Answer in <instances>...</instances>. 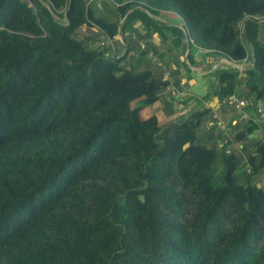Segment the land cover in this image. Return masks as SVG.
<instances>
[{
  "label": "trees",
  "instance_id": "trees-1",
  "mask_svg": "<svg viewBox=\"0 0 264 264\" xmlns=\"http://www.w3.org/2000/svg\"><path fill=\"white\" fill-rule=\"evenodd\" d=\"M29 1L0 0V264H264V110L230 130L216 116L238 117L233 95L264 100V0H102L118 20L100 0ZM161 11L183 18L190 48L250 63L243 78L213 71L216 111L144 116L169 82L122 63L133 22L151 36ZM84 25L122 34L127 54L77 39ZM224 132L255 151L226 153Z\"/></svg>",
  "mask_w": 264,
  "mask_h": 264
},
{
  "label": "crops",
  "instance_id": "crops-1",
  "mask_svg": "<svg viewBox=\"0 0 264 264\" xmlns=\"http://www.w3.org/2000/svg\"><path fill=\"white\" fill-rule=\"evenodd\" d=\"M101 3H102L101 12L106 11L110 7V5L107 4L106 2H101ZM114 20H118V18ZM161 21L164 22V19ZM140 23L141 22L139 20L134 21L132 26L134 28L141 29L142 23L141 25ZM82 27L80 29H82ZM93 28L96 29L95 27ZM138 31H143V30H137V32ZM135 36L134 34H132V38L134 40L136 38ZM142 36H143L142 39H144L143 40L144 43L140 41L138 45L142 46L141 48L144 50L151 48L156 52H158L159 58L156 61L159 60V66H160V71L157 70L156 65H154L155 67L153 69H144L142 71H150L153 74H158V73L163 74V78L169 82V86L162 93L161 99L143 110L144 116L156 115L158 117L159 124L164 125L171 121H177L181 117L187 116L189 113H191L196 109L211 108L216 111L219 99L213 95L212 80L214 76L212 78V76L209 75L210 74L213 75V71L216 70L217 68H226V63L228 61L225 58H218L211 56L209 55V51L198 47L193 48L194 56H193V60H190L189 53L191 54L190 52L191 49L189 46L188 50H186L185 45L181 51L183 55L180 56V59L174 61L172 58H169L166 51L161 50L162 45L165 44V39H166L165 37L160 35L158 32H154L151 36H148L146 34H143ZM101 39H103L102 42L98 43L97 46L104 45L103 42H105V44L107 43L109 46L111 45L112 48L110 52L112 56H116L118 57V59H120L125 53L127 54L126 51L129 49V47L123 41L122 34L116 36L113 40L106 39L105 36L101 34ZM185 43H189L187 39ZM130 54L131 51L128 53V56ZM184 57L188 69L180 68L178 66L179 62L182 63ZM128 61L130 62L131 59H129ZM128 61L126 59L125 61H123L122 64L130 67ZM244 63H247V61H244ZM155 71H157V73H154ZM191 72L195 75L200 76L201 78H199L198 76H193ZM197 79L206 82L209 81V84L207 83L206 86L204 87V91L202 88V93L201 95L198 96L194 93L193 90L196 86H198ZM247 103L248 102L246 101V104ZM259 105H261V103H259ZM261 110H264V107H261ZM231 111L232 110L225 108L224 110L217 113L216 116L220 119L218 124H222L220 126V129L223 130L224 127H226V124H228L233 118ZM242 113H245L246 116L248 114L243 111ZM255 113H256V108L253 113H250L252 116L251 119L256 122V118L253 116ZM237 120L239 119L236 120L234 119V121H232L231 124L232 125L238 124L239 126V124L241 123L237 122ZM210 124H212V122ZM209 130H210L209 127L205 125L203 129L204 133H208ZM228 130H230V128H228ZM255 133H257V131H255ZM220 145L223 144H221L220 142ZM240 145L242 147V144Z\"/></svg>",
  "mask_w": 264,
  "mask_h": 264
},
{
  "label": "rangeland",
  "instance_id": "rangeland-1",
  "mask_svg": "<svg viewBox=\"0 0 264 264\" xmlns=\"http://www.w3.org/2000/svg\"><path fill=\"white\" fill-rule=\"evenodd\" d=\"M25 1H28L29 4L34 7V4L31 1H29V0H25ZM101 2H102V0L98 1V4L96 6L97 11L99 10L98 11L99 15L107 16V18L112 19V20L117 19V18L120 19V17L117 15L116 6L112 2H108L107 4H109L110 7L106 11L101 12V8H102ZM157 16H158V18H157ZM157 16L153 17L150 15V17L153 19V21L160 26V31L158 33L160 35H164L166 37L165 44L162 45L161 50L166 51L169 58H172L174 61H176V60L180 59L181 55H183L181 51L184 48V45H185L186 50H188V48H189V43H185L186 39L188 40V38L186 37V34H185V32H187V28L185 27V22L179 14L178 15L172 14V12L166 13V12L161 11ZM55 18L57 20H59L61 23L66 22L65 18H62V19L57 18V17H55ZM163 19H164V22L161 21ZM140 25H141V23H140ZM92 26L93 25H84L82 27V29H80V31L79 30L77 31L75 37L81 41L83 40V38H85V39L91 38L95 42L101 43L103 40V39H101V34L97 31V29H94ZM141 27H142L141 29H137V28H135V29H136V31L137 30H143V31L132 32L134 34V36L136 35L135 40L132 37L130 39H128L129 45L132 47L131 54L127 58V61L129 59H131L130 62L128 61L129 66L132 69L139 71V70H144V69H153L155 67L154 65H156L157 70L160 71L159 60L156 61L159 58V53L156 52L155 50L151 49V48L143 50L141 48L142 46L138 45L140 41H142L144 43V41H143L144 39H142L141 36L143 34L148 35V30H146L142 25H141ZM91 28H93V29H91ZM106 42H107V40H106ZM188 42H190V41L188 40ZM103 43H104V45H101V46L106 47L107 43L106 44H105V42H103ZM87 46L89 48L88 44H87ZM190 49H191L190 50V52H191L190 60H193L194 52H193L192 48H190ZM185 57H184L182 63L179 62L178 66L180 68L188 69V66L185 63ZM234 64H236V65H234ZM249 66H250L249 62H247V63L243 62L241 64H237L233 61L228 60V62L226 63V68L227 67L237 68L241 73V75H240V76H242L241 78H243V76H246L244 71H246L249 68ZM154 73H157V71H155ZM191 74L193 76H198V75L193 74L192 72H191ZM209 76H212V78H213L214 75L210 74ZM198 77L201 78L200 76H198ZM197 80H198V86H196L193 90H194V93L198 96V95H201L202 88L204 91V87L206 86L207 83L209 84V81L206 82V81H202L200 79H197ZM212 84H213L212 85V88H213L215 86L214 78L212 80ZM241 90L243 93L246 92L245 88L241 89ZM241 100L245 101V103H246L245 99H241ZM248 102H249L248 108H245L244 110H243V108H238L240 111L243 110V112L248 113L246 116L245 113H242V111L241 112L239 111V113L237 115L238 117L236 116L237 117L236 119H239V120H237V122L241 123V124H239V126L241 128L245 127L244 126L245 119H249L252 117L250 113H253L255 108H256V113L253 116L256 118V122L258 123L259 122L258 117H259L260 112H259V109H257V108L259 107L261 109V107H264V100L259 102V103H261L262 106H258L259 104L255 103V101H252V100H248ZM138 103L139 102L136 101V102H133L131 105L136 106ZM226 106H230V105H226ZM247 117H249V118H247ZM261 117L263 118L264 114H262ZM229 124H230V122L228 124H226V127H224L223 130L234 127V126H238V124H236V125H232V124L229 125ZM228 126H230V127H228ZM203 129L204 128L202 127L200 130H198L199 134H202ZM230 134L231 133H228V132L225 133L224 132V135L222 138L223 141L221 142L223 145L226 144V142L229 141V139L232 140V137L230 136ZM255 134H257V136L255 138L260 139V133H255ZM253 137H251V138H253ZM262 138L264 140V134H263ZM201 143L206 144V142L202 139H201ZM236 144L237 143L230 141V143L227 146L225 145V147H223V149H224V151L236 150L239 155H241V156L244 155V157L247 156V154H249L250 152L255 151V146H248L247 151L242 152V150L239 149V146L238 145L236 146ZM208 146L214 148L213 145L208 144ZM216 150H217V158H216V162L212 166V174H213L214 182L219 183L220 182L219 178L221 179V177L223 175L224 168H225L223 163H222V158H223L224 153L220 147H218V148L216 147ZM239 171L241 172L240 168L238 169V172ZM261 177H264V173L261 175ZM239 182L243 183V181H240V180H239Z\"/></svg>",
  "mask_w": 264,
  "mask_h": 264
},
{
  "label": "built area",
  "instance_id": "built-area-1",
  "mask_svg": "<svg viewBox=\"0 0 264 264\" xmlns=\"http://www.w3.org/2000/svg\"><path fill=\"white\" fill-rule=\"evenodd\" d=\"M254 18L258 19V20H264L263 18H260V17H254ZM234 65H236V64H234ZM224 103H226L227 105H235L237 108H242L246 105L245 101L239 100L236 95H233V96L227 98L226 101H224ZM220 106H221V102H218L216 109L220 108ZM226 144H224V146ZM226 153L229 154L230 150H226Z\"/></svg>",
  "mask_w": 264,
  "mask_h": 264
},
{
  "label": "water",
  "instance_id": "water-1",
  "mask_svg": "<svg viewBox=\"0 0 264 264\" xmlns=\"http://www.w3.org/2000/svg\"><path fill=\"white\" fill-rule=\"evenodd\" d=\"M262 109H263V108H262ZM253 136H254V134H251V135H250V137H253Z\"/></svg>",
  "mask_w": 264,
  "mask_h": 264
}]
</instances>
